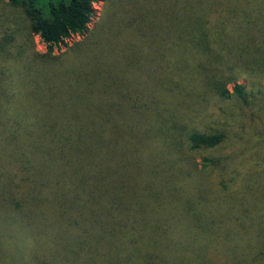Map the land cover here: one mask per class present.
I'll list each match as a JSON object with an SVG mask.
<instances>
[{"label": "trees", "instance_id": "16d2710c", "mask_svg": "<svg viewBox=\"0 0 264 264\" xmlns=\"http://www.w3.org/2000/svg\"><path fill=\"white\" fill-rule=\"evenodd\" d=\"M97 1L0 0V264L262 256L264 165L212 194L224 158L194 153L230 133L191 127L215 98L264 118L238 84L264 80V0H106L97 34L53 55ZM33 36L45 54L19 51Z\"/></svg>", "mask_w": 264, "mask_h": 264}, {"label": "rangeland", "instance_id": "374dc122", "mask_svg": "<svg viewBox=\"0 0 264 264\" xmlns=\"http://www.w3.org/2000/svg\"><path fill=\"white\" fill-rule=\"evenodd\" d=\"M106 0H98L93 4L94 16L88 25V31L84 35L74 36L66 40L59 47L55 48L53 55L62 54L72 47L75 43L81 42L85 37L92 36L99 31L98 25L101 22L103 12L106 7ZM97 34V33H96ZM28 39V38H26ZM29 41L23 43L18 42L19 51L25 52L28 48L37 54H45L47 52L46 46L40 41L37 36L28 39ZM17 65V60L14 67ZM238 84L245 86L246 90L256 91L261 90L264 92V80H255L251 78H240ZM234 84H229L227 87L232 91ZM237 101L221 100L218 98L213 99L210 103L209 109L205 116L194 121L192 129L202 130L209 125H218L219 127L230 133L229 143L214 151L194 153L196 160L201 164V158L207 156H220L224 160L220 161L215 166L209 168V177L212 180L214 192L212 194H224L225 188H234L238 185L239 180L247 172L254 170V164L264 165V118L255 117L254 109L242 107ZM223 109H227L224 112ZM248 133V137H246ZM251 204L254 205V192L251 198ZM259 222L261 223L262 237L264 238V203L262 214L259 215ZM209 233H215L213 226L206 225ZM245 233V230H242ZM249 234L246 236L248 238ZM254 247V237L248 239ZM256 242L262 243L257 237ZM247 242V241H246ZM248 258H253L244 262V264L253 263L256 261L258 264H264V253L262 256L254 257L253 255Z\"/></svg>", "mask_w": 264, "mask_h": 264}]
</instances>
